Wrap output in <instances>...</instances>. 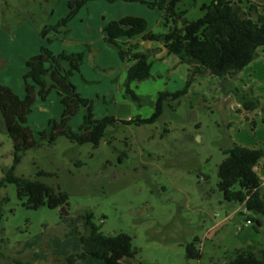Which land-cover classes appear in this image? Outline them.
I'll use <instances>...</instances> for the list:
<instances>
[{
	"label": "rangeland",
	"instance_id": "1",
	"mask_svg": "<svg viewBox=\"0 0 264 264\" xmlns=\"http://www.w3.org/2000/svg\"><path fill=\"white\" fill-rule=\"evenodd\" d=\"M68 1L0 0V84L19 96L24 83L21 68L36 46L44 45L54 53L81 52L83 81L87 95L92 96L88 99L94 117L113 116L117 121L107 125L97 146L59 136L53 144L41 141L20 154L14 175L64 192L67 204L28 208L23 205L26 197L18 198L13 183L1 185L0 264H32L33 259L41 264H69L64 257L80 249L79 236L69 231L77 228L86 235L87 224L80 218L86 214L92 215V223L103 234L124 233L131 238L135 254L125 259L127 264H222L237 251L251 252L264 261V217L243 204L225 201L217 188L223 149L240 144L264 151L262 98L254 96L260 105L249 117L243 107L234 108L232 99L223 98L220 79L203 77L179 99L164 101L162 114L154 122L123 124L122 120L137 116L150 117L159 92L183 89L187 64L176 54H162L160 43L138 39L139 50L150 52L151 75L132 87L140 97L138 103L132 101L124 96L125 79L119 93L106 80L116 68L99 64V42L116 50L105 38L101 40L102 28L113 16L129 13L144 18L149 31L163 33L162 12L139 2L93 1L59 31L52 28L42 36L45 26H56L67 15ZM210 2L196 0L192 5L193 0H183L179 8L188 9L186 18L191 21L201 17V5ZM243 76L244 84L237 82L238 91L250 95L254 88L264 86V75ZM61 113L56 91L46 100L35 98L28 125L36 140L49 119L59 120ZM84 114L81 108L70 118L72 130H78ZM0 127L1 181L13 166V143L1 116ZM261 191L264 194V182ZM247 218L251 220L248 225ZM190 243L199 251L198 259L186 256ZM79 261L103 264L92 257Z\"/></svg>",
	"mask_w": 264,
	"mask_h": 264
},
{
	"label": "trees",
	"instance_id": "2",
	"mask_svg": "<svg viewBox=\"0 0 264 264\" xmlns=\"http://www.w3.org/2000/svg\"><path fill=\"white\" fill-rule=\"evenodd\" d=\"M89 1L93 0H69L67 15L56 26H45L41 35L45 36L52 28L59 31V28L66 26ZM106 1L113 3L118 0ZM121 1L139 2L149 8H157L162 12L161 22L166 29L163 33L149 31L146 20L136 16L111 20L102 28L106 42L117 50L120 60L127 66L123 84L124 96L138 103L140 97L133 90L132 83L144 81L151 75L150 52L139 50V42L132 41L136 37H139L140 41L160 43L168 54L178 55L181 62L187 64L183 89L176 92H159L150 117L137 116L134 119L122 120L123 124L154 122L162 114L164 101L177 100L185 95L188 87L199 76H215L220 79L223 89H226L230 85L227 79L247 66L257 57L258 50L264 48L263 4L243 0H211L210 3L201 5L202 16L190 21L186 18L188 9L179 8L183 0ZM195 3L196 0H193L192 5ZM119 39L123 40L119 43ZM82 62L81 52L54 53L43 45L38 53L25 62L27 70L23 75V97L18 96L11 87L0 84V116L13 143V166L5 171L0 186L13 183L18 198L26 197L23 205L28 208L36 209L42 205L49 208L65 206L67 195L41 181L14 175V166L20 161L22 152L34 148L41 141L53 144L59 136L77 144L92 143L97 146L107 125L117 121L113 116L95 118L92 101L77 91L71 78L75 72L80 71ZM52 90L60 96L61 117L59 120L49 119L47 129L40 131L39 139L36 140L32 128L28 125L31 105L36 97L46 100ZM231 91L238 95L237 89L231 88ZM239 99L245 110L257 107L254 99L243 95H239ZM81 108L85 111L83 121L78 130L74 131L69 126V121ZM222 151L225 158L217 167V188L224 200L243 204L248 211L264 217L262 181L255 169L264 156V151L239 144H233ZM262 167L264 169V163ZM91 216H80L88 227L86 235L81 234L77 228L69 231V235L79 236L80 249L65 256L64 260L72 263L92 257L102 260L104 264H127L125 259L132 258L135 254L131 238L124 233L103 234L100 227L92 223ZM247 220L251 222L250 218ZM185 251L188 258L200 257L193 243L186 245ZM222 264H264V261L251 252L237 251L234 258Z\"/></svg>",
	"mask_w": 264,
	"mask_h": 264
},
{
	"label": "crops",
	"instance_id": "3",
	"mask_svg": "<svg viewBox=\"0 0 264 264\" xmlns=\"http://www.w3.org/2000/svg\"><path fill=\"white\" fill-rule=\"evenodd\" d=\"M93 1H101L100 3L102 4V1L103 0H93ZM93 1H89L86 5H89L90 2H93ZM105 2H107L106 0H104ZM243 1H250V2H253L251 0H243ZM125 1H121V0H118L116 2H113V4H118V3H124ZM109 3V2H108ZM126 3V2H125ZM254 3H257V2H254ZM258 4H263L264 3H258ZM84 5V6H86ZM120 5V4H119ZM83 8V7H81ZM81 8L78 10L77 12V15H79L78 13L80 12ZM129 13H127L126 15H121L122 17L124 16H128ZM121 16H113L112 19L110 20H118L120 18H122ZM157 14H156V18H157ZM109 20V18H107V21ZM104 24V23H103ZM102 24V26H103ZM147 29H148V26H147ZM139 39V37H136L135 39H133L132 41H137ZM101 40L105 42L104 40V34L101 35ZM123 39H119L118 42L120 43ZM138 42V41H137ZM143 44L145 42H142ZM99 48H100V52H102V54L100 53L98 55V58L102 59L101 60V63L99 62L100 66H114L116 68V71L114 74L108 76V78H106V80L108 82H110V85L113 86L114 90L116 89L117 92L119 93L121 91V84L122 82L124 81L125 77H126V68L127 66H125L123 64V62L120 60L119 56H118V53L116 52V50H113L111 47H107L105 43H101L99 42ZM140 44V43H139ZM39 46H36L33 50V52L31 53L32 56L35 55L36 53L39 52ZM159 47V46H158ZM59 50V49H57ZM60 51H62V49H60ZM55 52V51H54ZM161 53L164 54L166 53V49L163 47L161 48ZM30 56V55H29ZM107 56L109 58H107ZM83 63V62H82ZM21 64H23L21 62ZM24 68H21V76H23V74L26 72V66H25V61H24ZM81 67H82V64H81ZM80 67V71L79 72H75L73 74V77H72V81L73 83L75 84L76 88H77V91L85 96V98H92V96L90 95H87V89L85 88V83L83 81V76L85 78L86 75H84L83 71H82V68ZM243 73H246L248 76H250L251 78L255 76V78H258L259 76H262L264 75V48H260L258 50V55L257 57L252 60L247 66H245L243 69H241L235 76H233L232 78H228L227 79V83H229L230 85L226 87V89H224V93L225 95L223 96V98L225 100L227 99H232V106H236L234 108H242V105H241V101L239 99V95L235 94L233 91H231V88H235L237 89L238 85H237V82L240 81L244 84V76H243ZM206 78V80H211V77L212 75H209V74H205V75H202V76H199L197 77L194 81H197L198 79H201V78ZM215 77V76H213ZM264 77V76H263ZM88 78V77H87ZM91 78H95V75ZM89 77V79H91ZM219 79V78H218ZM193 81V82H194ZM264 81V78L263 80ZM102 82V81H101ZM221 83V82H220ZM134 85H136V82L132 83V87H134ZM230 88V89H229ZM259 88V89H258ZM258 88H254L253 89V93H251L250 95L248 93H244L243 91H238V94L240 95H243L247 98H251V99H254L256 100V97L254 96H257L259 98H262L261 99V104L264 105V86H258ZM234 93V94H233ZM25 94V87H24V83L21 84V88H20V91H19V96L20 97H23ZM97 94V93H96ZM254 94V95H253ZM18 95V94H17ZM110 96V95H108ZM257 102V106H259V102L256 100ZM254 110V109H253ZM245 114H248V116L250 117V114L252 113L251 111L252 110H245ZM247 112V113H246ZM97 118V117H96ZM97 119H100V118H97ZM240 145V144H239ZM232 146V145H231ZM243 146V145H242ZM245 147V146H244ZM251 148H255L257 149L256 147H251ZM264 157V156H263ZM261 160V159H260ZM263 163H258V165L256 166V171H257V174L259 175V177L261 178V181L262 183L264 182V169H263ZM80 245V244H79ZM83 259H86V258H83ZM82 260V259H81ZM32 264H41V261L38 260V259H33L32 260ZM69 264H84L82 261H79V260H76L75 262H72V263H69ZM104 264V263H103Z\"/></svg>",
	"mask_w": 264,
	"mask_h": 264
},
{
	"label": "built area",
	"instance_id": "4",
	"mask_svg": "<svg viewBox=\"0 0 264 264\" xmlns=\"http://www.w3.org/2000/svg\"><path fill=\"white\" fill-rule=\"evenodd\" d=\"M246 224H247V225L250 224V221H249V220H246Z\"/></svg>",
	"mask_w": 264,
	"mask_h": 264
},
{
	"label": "water",
	"instance_id": "5",
	"mask_svg": "<svg viewBox=\"0 0 264 264\" xmlns=\"http://www.w3.org/2000/svg\"><path fill=\"white\" fill-rule=\"evenodd\" d=\"M61 210L63 211V212H65V209H64V207H61ZM66 213V212H65Z\"/></svg>",
	"mask_w": 264,
	"mask_h": 264
}]
</instances>
